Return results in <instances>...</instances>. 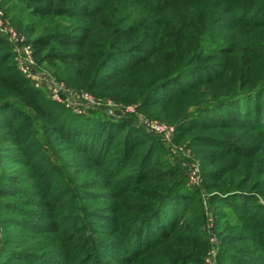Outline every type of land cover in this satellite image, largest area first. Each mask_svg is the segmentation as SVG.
<instances>
[{"label":"trees","instance_id":"trees-1","mask_svg":"<svg viewBox=\"0 0 264 264\" xmlns=\"http://www.w3.org/2000/svg\"><path fill=\"white\" fill-rule=\"evenodd\" d=\"M15 1L43 24L28 29L29 42L37 64L56 80L98 99L153 108L176 126V139L219 149L202 159V187L216 206L221 251L240 248L223 260L264 264V0ZM47 103L0 35V160L13 153V135L24 159L37 156L50 176L41 183L33 166L2 174L0 200L21 198L20 205L45 208L58 220L33 228L31 220L43 224V217L20 221L17 215L28 216L23 207L0 206V264H202L196 250L205 243L194 224L199 193L182 189L178 169H157L158 145L123 119L94 117L72 127ZM211 110L221 115L204 118ZM197 114L203 119L182 125ZM234 132L244 145L223 138ZM44 146L54 157L84 156L90 180L67 185V171L79 166L62 172L39 155ZM30 178L44 186L46 201H29ZM71 204L81 213L65 227L59 218L68 221ZM16 230L45 241H15Z\"/></svg>","mask_w":264,"mask_h":264},{"label":"rangeland","instance_id":"rangeland-1","mask_svg":"<svg viewBox=\"0 0 264 264\" xmlns=\"http://www.w3.org/2000/svg\"><path fill=\"white\" fill-rule=\"evenodd\" d=\"M5 21L10 26L16 28L17 30L25 33L29 40L32 39L30 37L28 29L33 27L36 31H40L38 28L42 26L43 24L38 21V19L32 17L29 12H27L23 5L18 3L15 0H5ZM251 20V19H250ZM58 20H53L51 24L56 23ZM60 25V24H59ZM37 63V62H36ZM38 72L36 76H34L31 80V83H38L39 89L42 90V93L44 97L48 100L47 108L55 114L61 121H66V123L72 127H75L79 125L81 122L85 121L86 125L93 123L92 119L94 117L99 118H116V119H123L126 121H131L133 124L137 125L142 129V131L147 135L148 141H153L158 145V149L154 158V161L157 166L158 170L161 171H169L173 169H178L179 172L177 176H182L183 179H186V184L182 188L183 190H190V192H196L199 193L198 200H197V212L195 213V221L194 224L198 227L199 232V239L203 241L205 244L204 248L197 249L196 252L200 254V258L202 259V264H227L226 261L223 260V255L226 253H233L237 249H240L237 245H230L227 248V250H224V252L221 251V240H222V231L219 226L216 224L217 217L215 216V203L210 201L209 194L203 189L202 185L204 182L203 179V157L205 155H211L214 153H217L219 149H214L212 147H192L188 145V142L185 140H181V138L176 139V135L174 137V141L172 145H169L163 141V139L156 135L152 130L149 129L146 122H154V121H162L159 118H156L154 116V110L150 109H144L139 103H119L114 102L111 99H98L94 97L93 95L85 92H78L75 90H72L68 88L63 82H61L65 85L67 92L63 93L61 100L59 102L55 101L52 98L50 89L46 85L47 78L53 77L52 73L47 69L45 65H38ZM18 69V68H17ZM54 78V77H53ZM55 79V78H54ZM56 80V79H55ZM259 92H262V90H258ZM264 91V90H263ZM86 94L89 97H92L95 101V103H90L85 100L83 95ZM256 97H258V94H255ZM255 97V96H254ZM127 106H136L137 108V114H130L125 112L124 108ZM221 115L218 111H210L206 112L205 116L210 117V119H213L215 116ZM202 114L195 115L193 118L188 119L183 122V126H189L192 125L194 122H198V120L203 119ZM167 123V122H164ZM170 125L175 126L174 124L169 123ZM82 125V124H80ZM84 125V124H83ZM176 127V126H175ZM0 133H5V131H0ZM197 133L194 132L193 135ZM202 133V132H198ZM236 136H241V132H234L232 134H225L223 138L227 139L229 143H237V144H243V140L239 139L237 140ZM7 145H9L11 151L13 153H10L9 156L5 158V162H2L0 160V177L2 174H13V173H19L23 174L26 171H29V169L33 166L34 173L36 171L39 172L38 175H34V177L40 178L41 181L49 180L50 176L47 171L42 170L39 165H37V156H32L28 158L29 160L24 159V155L20 154V151H18V140L13 136H8V142ZM181 148V152L177 149ZM47 147L44 146L42 150L40 151L39 155H43L46 159L49 158L51 161H53L55 164L58 165V167L62 168V172L67 171L66 167H74L75 165L79 166V170L76 172H73L71 169L70 171H67V178L68 182L67 185H73L76 183H80V181L84 180H90L89 176L90 171H88L85 166L86 159L84 156L77 154V153H71V152H64L63 154H59V156H52V153L44 154ZM48 150V149H47ZM177 151V152H175ZM227 153L230 152V149L227 148V150H224ZM233 151V150H232ZM184 155L189 156L190 160L198 165L200 169V175L198 178H196L195 181H192L186 169L182 165V160H184ZM230 159V158H228ZM227 159V160H228ZM227 160H225L223 163H225ZM19 161V162H18ZM27 161H31L32 165L28 166ZM20 163V164H18ZM180 165V166H179ZM183 170V172H182ZM1 179V178H0ZM42 183V182H41ZM36 184L39 186V181L37 179H31L30 178V185L32 186L33 190H28V198L31 203H42L46 201L47 194L45 193L44 186L41 189L36 188ZM41 185V184H40ZM82 190V188H80ZM65 189H60V194ZM38 193H42L43 196H39ZM53 193H58L55 190L51 192V195ZM35 194L36 196H34ZM21 198H13L11 200H0L1 207L10 206V204L21 206L23 207V211H26L28 213V216H16L15 218L20 221H30L28 217H36L40 216L43 217V224H35L33 220L32 227L33 228H39L40 226H46V223L48 222H58L57 219L50 218L46 213L45 208H40L38 206H27L24 207L23 205H20ZM28 201V202H29ZM78 201V200H75ZM80 203V201L78 202ZM85 205V204H83ZM4 213L3 209L0 208V219L2 214ZM23 213V212H22ZM81 212L78 210V204L74 205L71 204L66 208V219L64 217H60V221H63L65 227H73V224L69 219L76 217V215H79ZM233 217V221L238 222L237 218L235 217V214L232 211H229L228 213ZM45 223V224H44ZM12 229H9L11 231ZM12 234V232H10ZM15 241H19L23 244H30L33 242H43L45 241V238H36L29 237L24 235L20 230H16L15 233ZM5 238L4 230L2 226L0 225V245L3 242V239ZM220 253H222V256L220 257Z\"/></svg>","mask_w":264,"mask_h":264},{"label":"built area","instance_id":"built-area-1","mask_svg":"<svg viewBox=\"0 0 264 264\" xmlns=\"http://www.w3.org/2000/svg\"><path fill=\"white\" fill-rule=\"evenodd\" d=\"M4 0H0V35L6 37L8 42L11 44L15 63L17 65L20 73L29 81L36 76L38 72V66L33 54V47L29 42L27 35L16 28L10 26L5 21V11L2 7ZM50 89L52 98L59 102L63 93L67 92L65 85L58 82L53 77L47 78L45 82ZM36 88L39 89L38 83H32ZM83 97L86 101L90 103H95L92 97L84 94ZM125 112L130 114H137L136 106H127L124 108ZM150 130H152L156 135L160 136L163 141L169 145L173 144L174 137L176 135V127L161 121L146 122ZM181 152V148H177ZM177 152V151H175ZM182 165L186 169L189 178L195 181L200 175V169L198 165L194 164L189 156L184 155V160H182Z\"/></svg>","mask_w":264,"mask_h":264}]
</instances>
